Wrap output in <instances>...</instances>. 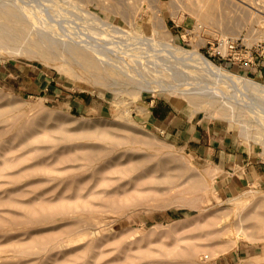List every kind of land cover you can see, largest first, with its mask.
<instances>
[{
  "label": "rangeland",
  "instance_id": "1",
  "mask_svg": "<svg viewBox=\"0 0 264 264\" xmlns=\"http://www.w3.org/2000/svg\"><path fill=\"white\" fill-rule=\"evenodd\" d=\"M1 1L33 11L21 22V49L43 33L59 43L53 60L0 49V72L16 66V79L0 76V264H264V189L218 191L204 164L143 122L141 106L155 96L194 105L137 86L156 70L170 81L173 69L219 88L224 94L198 98L195 111L230 124L264 156V112L243 108L254 94L217 81L168 45L264 84L241 62L210 55L216 38L227 37L264 56V0H219L207 21L200 0ZM196 24L205 30L189 33ZM64 37L98 46L106 62L86 69L64 51ZM65 59L74 73L61 69ZM52 79L58 95L48 91ZM83 95L90 108L72 98Z\"/></svg>",
  "mask_w": 264,
  "mask_h": 264
},
{
  "label": "crops",
  "instance_id": "2",
  "mask_svg": "<svg viewBox=\"0 0 264 264\" xmlns=\"http://www.w3.org/2000/svg\"><path fill=\"white\" fill-rule=\"evenodd\" d=\"M246 74L264 81V56L250 65L242 64ZM0 76L16 79V66L1 68ZM8 74H7V72ZM19 72V71H18ZM28 78L32 74L24 73ZM50 94L58 95L52 80L47 81ZM63 93V91H60ZM78 107L90 108L89 96H73ZM143 122L181 144L214 176L215 187L225 195H235L250 187L264 189V156L245 137L223 122L199 116L186 100L158 95L141 106Z\"/></svg>",
  "mask_w": 264,
  "mask_h": 264
},
{
  "label": "bare ground",
  "instance_id": "3",
  "mask_svg": "<svg viewBox=\"0 0 264 264\" xmlns=\"http://www.w3.org/2000/svg\"><path fill=\"white\" fill-rule=\"evenodd\" d=\"M6 1H10V0H6ZM200 1L203 3V5H202L203 7L200 9V12H199L200 17L207 21V18L211 17L212 10L214 11V8L217 7L219 0H200ZM224 2H225V0H224ZM220 7H221V5H220ZM224 9H226V8H224ZM0 12H2V14L5 15V17H4L5 21H2V20L0 21V49H4V50L8 51L12 55L23 54V55H27L29 57L37 56L39 58H42L43 60H50L52 58L55 59V55L57 52H55L54 46L59 42L57 40L50 38L47 33H43L42 35L41 34L37 35V39H35L34 41H30L29 46L25 49H21L20 46H18L19 43L21 44V42L26 39L23 36V34L25 33V30H24L25 28L22 26L21 22L25 21L28 18L29 19L32 18L30 16L33 12L31 9H27V7L25 9V8H21L18 6H16V7L13 6V8H8V4L6 6V3H4V1H1L0 2ZM16 20H17V22H16ZM102 25L104 27L106 26L107 28H112L114 31H118L116 26H114L108 22L103 21ZM49 29H50V27H49ZM55 36H56V34H55ZM71 40H67L66 38L62 39L60 41V44L66 53H68L70 55L76 54L80 58L84 59V61H86L84 63L86 69L97 68L98 63L104 64V62H106V60H104L106 58V56L100 49L98 50L96 48L98 46L95 45L96 46L95 47L92 43L91 44L93 46L90 44H87V43H85V40H81L79 42L77 41L76 42L77 45H74ZM89 42H90V40H89ZM78 43H85L86 45L85 44L78 45ZM168 45L170 47L169 49L173 53H175L176 55H180L179 57H181V58L184 57L186 59H189L192 63L196 64V67H199L198 69H201L202 71H205L206 73L210 74L211 76H214L217 81H219V82L223 81V82H226L228 84H233L236 87H238L239 90H242L244 94L246 92L254 94V98L256 97L255 99L251 98L248 101H244V104H243V106H244L243 108H246L248 110V112L250 113L249 115H251V112L255 115H257V113L264 112V84H261L257 81L252 80V79L245 78L243 76H239V75H236L234 73L226 71L225 69L216 65L213 61H211L210 59L205 57L202 53H200L197 50H194V51L186 50L184 48H181V47L174 45L172 42H170V43L168 42ZM71 58H73V57H71ZM71 58L70 59L68 58L69 61L73 60V59H76L78 61V58H75V56L73 59H71ZM74 61H72V62H74ZM64 63L66 64V66H67V64L69 65V63L66 59H65ZM70 65L67 67H65V65L64 66L61 65V66H63V67H61V69L64 71H70V72L72 71L73 72L74 69ZM172 68L176 69V67H172ZM166 69L170 70L171 68H166ZM146 70H147V72H149V74L153 71V70L148 71V68H146ZM170 72H171L170 73L171 74V76H170L171 80L170 81H166V79L164 80L162 73L160 71L156 70V73L158 74L156 79L155 78L152 80L147 79V82H144V83L139 82L140 84H137V86L140 88L141 91H146V92L163 91V92H171V93L176 92L178 94H182V95L186 96L188 98V101H190V103H192L194 105L195 110H197L199 107V103H197L199 100L198 98H204V99L206 98L205 102H208L207 101L208 99H214L218 96H221V94H224L223 92L220 93L221 90H219V88H217V87H213V88L208 89V87H205L206 85L204 86V84H202V82L200 80H198V78L194 77V78H192L193 80L189 81V79L187 80V77L182 78L180 72H178L176 70L171 69ZM67 73H69V72H67ZM165 78H167V77H165ZM224 96H226V95H223L222 97H224ZM201 100L202 99H200V101ZM225 102L227 103L228 101L225 100ZM225 102H221V104L225 103ZM234 103H227V106L228 107H231V106L234 107L233 105H231ZM222 105H225V104H222ZM255 115H254V117H255ZM252 117H251V119H252ZM258 119H261L262 121H264L263 118H258ZM235 120L241 124L242 129L245 132V129L247 127L246 122L241 117L235 118ZM262 143L264 144V139L262 140ZM259 231H261V230H259Z\"/></svg>",
  "mask_w": 264,
  "mask_h": 264
},
{
  "label": "built area",
  "instance_id": "4",
  "mask_svg": "<svg viewBox=\"0 0 264 264\" xmlns=\"http://www.w3.org/2000/svg\"><path fill=\"white\" fill-rule=\"evenodd\" d=\"M204 30L205 28L202 24H196L190 28L188 32L196 34V32ZM212 45L213 47L210 48L211 56L218 55L221 58L227 56L229 57V60L241 62L245 65L253 64L254 62H257V59L260 56H263V52H259V48H255V50H253L252 48H248L244 44L239 43V40H234L227 37L216 38Z\"/></svg>",
  "mask_w": 264,
  "mask_h": 264
}]
</instances>
